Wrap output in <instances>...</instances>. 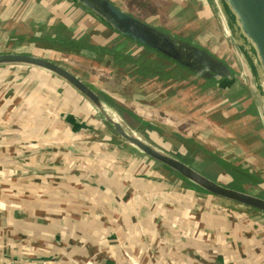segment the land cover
Here are the masks:
<instances>
[{"label": "crops", "instance_id": "crops-1", "mask_svg": "<svg viewBox=\"0 0 264 264\" xmlns=\"http://www.w3.org/2000/svg\"><path fill=\"white\" fill-rule=\"evenodd\" d=\"M28 1L0 0V53H29L54 61L38 51L36 39L45 44L54 41L60 48L62 36L83 39L86 43L79 53L63 52L74 57L71 66L55 62L105 97L109 92L88 80L92 64L101 71L110 68L142 81L145 86L140 88L149 87L153 95L144 102L145 93L137 91L132 102L138 106L136 110L130 107L134 112L129 114L137 123L125 119L158 147L141 130H150V126L144 125L139 109L148 111V103L160 91L170 103L182 96L184 106L197 98L195 106L203 105L195 113L213 114V124L225 121V128L236 134L229 140L264 159L262 131L246 126L261 116L253 88L251 94H245L238 82L231 91L223 92L170 63H166V71L174 78L143 77L136 60L155 55L145 47L69 0ZM149 1L166 12L163 25L172 29L170 34L195 42L228 64L218 53L225 43L228 55L233 49L228 39L220 37L225 17L217 0ZM194 30L200 32L193 36ZM59 47L60 51L48 53L60 55ZM106 48L133 60L118 65ZM2 72L0 264H264L263 212L249 208L254 212L243 219L239 212L246 213L244 208L201 191L128 144L85 98L54 74L25 66ZM185 78L191 81L186 83ZM125 97L116 99L129 107ZM149 111L148 115L154 114ZM242 122L247 131L239 127ZM185 144L186 154H193ZM173 147L178 150L162 149L189 162L181 156L185 152L180 147Z\"/></svg>", "mask_w": 264, "mask_h": 264}, {"label": "water", "instance_id": "water-1", "mask_svg": "<svg viewBox=\"0 0 264 264\" xmlns=\"http://www.w3.org/2000/svg\"><path fill=\"white\" fill-rule=\"evenodd\" d=\"M93 14L98 20L135 42L150 47L188 68L202 79L214 78L216 87L231 91L239 80L228 64L206 48L160 30L122 9L112 0H69ZM225 20L239 35V48L252 65L259 81L264 79V0H217ZM25 66L50 72L61 78L85 98L110 124L122 140L151 159L168 166L186 180L215 196L231 200L264 213V197L235 189L213 180L184 159L161 149L137 132L118 112L113 111L102 96L80 76L63 65L42 56L21 53H0V67ZM257 82V80H256ZM111 108V109H110ZM108 264H117L108 262Z\"/></svg>", "mask_w": 264, "mask_h": 264}, {"label": "rangeland", "instance_id": "rangeland-1", "mask_svg": "<svg viewBox=\"0 0 264 264\" xmlns=\"http://www.w3.org/2000/svg\"><path fill=\"white\" fill-rule=\"evenodd\" d=\"M30 1L31 0H29L28 2L30 3ZM136 1H139V0H135V2ZM135 2L134 0H117V3L124 10L130 13H133L134 15L138 17L145 19L148 23H151L155 25L156 27H159V29L162 31H165L167 33L172 31L171 28L168 29L163 25L165 22L164 14H166L164 10L161 9V12L157 15H152V14L150 15L149 14L150 10L147 12L143 11L142 10L143 7H140L139 4ZM24 7H27V6H25L24 4ZM166 7L168 6L166 5ZM2 11L3 9L0 8L1 13ZM221 16H222L221 18V21H222L224 18L222 14ZM221 24L223 25L222 26L223 35H220V37H222L223 40H225V38L229 40V45L233 49V53L235 56L233 55V53L228 55L227 52H225L224 46L227 47L226 43L223 44L221 48H219L218 53L222 57H225L224 59H227L228 64L230 65L231 68H234L236 71H238V74L240 76L238 80L240 84L238 85L244 88V90L242 91H244L245 94H251L252 88L255 90V93L253 95H255L254 97L257 98V106L261 112V116H257L256 118L251 119L250 122H253L252 125H249V123L246 122L247 124L246 126L247 127L251 126L250 129H254V130L258 128L257 131H262V136L264 137V79H261V82L259 81L257 75L254 73L252 65L248 62L245 54L238 47L240 45L239 44L240 39L233 25L229 23L228 20L227 22L226 20L222 21ZM41 28L42 27H40V29ZM50 29L53 30L54 28H50ZM195 30L194 32H192L193 36H196L197 33L200 32L199 30L198 31H195ZM174 37L178 39L181 38L179 34H174ZM199 39L203 41L204 38L201 35H199ZM205 41L206 39H204L203 42ZM50 42L53 44H45L44 41L41 42V40L37 41L36 39L35 40L36 44L34 43V46L37 47V49H39L38 51L42 52V54L44 55L47 54L48 56L54 57V61L56 59V61L66 63L67 65L71 66L70 62L73 61L74 57L67 55L66 53H63L64 50L63 51L61 50L60 55L58 56H53L54 54L48 53L50 51H54V52L60 51L58 50L59 45H57L56 42L54 41H50ZM37 49L36 51H33V52H37ZM236 54L238 55L237 59H236ZM156 56L157 55H154V57ZM226 56L227 57L229 56L231 58H226ZM233 56L235 58H233ZM149 57L152 58V55H150ZM50 59H53V58H50ZM8 68L10 67L8 66L0 67V75L1 76L4 75L2 71L7 70ZM88 72H89L88 80L94 83V86H96L98 89L103 88L107 92H109L108 94H106L107 97H110L111 99L118 101L116 99L117 96H126L124 101L126 104H128L129 107H127L125 104H123V106L126 107L128 110H131V112H134L132 109H135L138 106L137 103L132 102L134 95L138 94L136 93L137 91L139 92L141 90L142 92L145 93L144 95H146V98H143L144 102L148 100V97L150 95H153V94H149L150 92L149 87H145L144 90H142L143 88H140L142 84H144L142 83V81H140L139 83L135 79H130L128 76L118 73L117 70L112 71L109 68V70L105 71L103 69V71H101L100 66L92 64L91 66H88ZM194 74H195L194 72H191L187 76H192ZM200 79L201 78H199V80ZM206 80L207 81L210 80L213 84H215L213 78H209V80L208 79ZM183 81L188 83L191 80H187V78H185ZM157 82L159 83L158 80ZM195 82H198V81L196 80ZM237 92H235L234 94H236ZM180 98H182V96L181 97L179 96L177 99L171 100V103H170V98H166L165 95L161 94V92L158 91L156 97H153L151 101V102H155V104L151 102L148 103V105H151V108L149 109L151 111L149 110L148 111L152 113V110H154L155 115L153 113L151 115H148L147 113L148 111L144 112V111H141L142 109H139L140 114H142L141 118H143V122L144 121L145 123L147 122L148 126L151 125L149 127L150 130H148L147 128H141V130L146 135H149L152 137L151 139L149 138L150 140L155 139L156 143L159 145V147H161V149L164 148V149H168L169 151L178 150L176 147L172 148L173 144L176 145L177 147H180L183 150V152H185V155L184 154L181 155L180 153H178V155L183 156L185 159L189 161L188 163L190 165H192L194 168H196L198 171L202 172L203 174L207 175L208 177L212 178L213 180L218 181V182H223L224 184L226 183V185L233 187L235 189L240 188L242 190H248L252 193H257L261 197H264V159L260 158L262 156L261 155L258 156V154H254L255 152L251 151L250 149L239 147L235 141L229 140L228 137L232 136L231 138H233L234 136H236V134L232 133V130L228 131L225 128V125H224L225 121L217 122L216 124H213L215 123L213 114L208 115L206 111L195 113L194 109L198 108L199 110L200 107L202 108V105H203L202 103L201 104L199 103L200 105L195 106L194 100H197V98H195L194 100L192 99L190 103H186L185 106L182 105V100ZM249 100L250 101L252 100L251 97ZM171 104L173 107L170 106ZM169 108H173V110L174 111L176 110V112H172L168 110ZM214 109H211V110H214ZM113 111L115 112L116 110H113ZM125 116H127V119H129L131 122L137 123L134 120V118L131 117L128 113H126ZM244 124L245 122L238 124L239 127L241 126V128H243L242 129L243 132L247 131L245 129L246 127L244 128ZM110 128H113V127L111 126ZM174 132H176L177 136L176 137L174 136L175 138L172 139ZM166 133L170 134L169 139L164 138L165 137L164 134ZM163 138L165 139V142L161 140ZM183 138H187L188 140L189 138H195V140H193L194 142H197V144L202 145L204 148H209L208 150L212 152L215 156H220L221 158L227 159L229 161L232 160V162L236 163L237 165H241L243 168L248 169V172L257 176L260 180H262V182L261 181L256 182V184L255 182L254 183L250 182V180H248L247 178H244L242 175H239L238 173L236 174L235 172L233 173L229 169L227 170L220 162L216 161V159H213V158L211 159L210 156L204 157L203 155L200 154V151L193 152V154L186 155L185 150L187 146L184 143ZM219 198L220 200H223L225 202L228 201L229 202L228 204H230L231 206H236V208H244V210H247V212L244 214H240L239 212V215L242 216L243 219L248 218V216L252 212H254V210L249 209L250 207H247L240 203H236L234 201L227 200L221 197Z\"/></svg>", "mask_w": 264, "mask_h": 264}, {"label": "trees", "instance_id": "trees-1", "mask_svg": "<svg viewBox=\"0 0 264 264\" xmlns=\"http://www.w3.org/2000/svg\"><path fill=\"white\" fill-rule=\"evenodd\" d=\"M134 2H135V0H134ZM135 3H138L140 7H143V9H142L143 11L147 12V11L150 10V13H149L150 15L151 14L152 15H157V14H159L161 12V9L158 6H156L154 3L149 1V0H139V1H136ZM139 18L142 19L143 21H146L145 19H143L141 17H139ZM114 31H116V30H114ZM116 32H118V31H116ZM118 33H120V32H118ZM45 35H48V34L46 33ZM125 37H127V36H125ZM127 38L132 40V41H134L133 39H131L129 37H127ZM44 39L48 40V37L44 36ZM58 40H59L58 42L63 44V46L60 49L64 50V51H68L69 53L70 52L79 53L80 52V48H83L81 46H85V43H86V41L83 40V39L79 40L77 38H75V39L63 38V36L61 38H59ZM135 43L139 44L140 46L145 47L149 52L154 53L155 55H157L156 57L152 56V58L145 57L144 60H136L139 63L140 67L142 68V76L143 77H146V78H149V76L150 77H157V79H161V80L162 79H169L170 77L174 78L175 77L174 75H172L169 71H166V69H167L166 63L168 64L169 62H170V64H171V62H173L174 64H177L179 67L183 68L184 70L187 69L184 66H182L181 64H178L175 60L169 58L168 56H166V55H164V54H162L160 52H157L156 50H154V49H152L150 47H147V46H145V45H143L141 43H138V42H135ZM97 47L100 48V46H97ZM107 50H108L107 54L112 56L113 62L116 63V64H117V62H119L118 65L126 63V62H131L133 60L131 57H129V56L125 55V54L115 52L114 50H111V49H110V51H109V49H107ZM97 53L101 54V50L97 51ZM104 53L105 54H102L103 56L106 55V52H104ZM174 71H175V69L171 70V72H174ZM188 71L190 73L192 72L191 70H188ZM202 80L204 82L207 81L206 79H202ZM237 84H238V82L236 83L235 87L237 86ZM102 98L107 102V104L110 107H112L114 110L118 111L124 118H125L126 113L133 114V112L128 110L126 107H124L123 104H121L120 102H118L116 100H113L110 97L102 96ZM135 117H137V116H135ZM144 125L148 126L147 122L144 123ZM167 133H169V132H167ZM167 133L164 134L165 135L164 138L169 139L170 138V134H167ZM173 136H175V137L177 136L176 132L173 133ZM193 140H195V138H189V140L187 138H183L184 143H188V151H190L191 153L200 151V149H201V150H203V152L202 151H200V152H202L204 154V157H209L210 156L211 159L212 158L216 159V161L220 162L227 170L229 169L233 173L234 172L236 174L238 173L239 175H242L244 178H247L248 180H250V182H253V183L255 182V184H256V182H260V181L262 182V180H260L257 176H255L254 174L248 172V169L243 168L242 166L237 165L236 163H232V162H230L227 159L221 158L220 156H215L212 152H210L208 150V148H204L202 145L197 144V142H194ZM189 144H191V145H189ZM188 154L189 153L187 152L186 155H188ZM189 182L192 185H194L195 187H197L198 189H200L201 191L209 193V192L203 190L202 188H200L199 186L195 185L191 181H189ZM240 190H242V189H240ZM245 191H247V190H245Z\"/></svg>", "mask_w": 264, "mask_h": 264}, {"label": "flooded vegetation", "instance_id": "flooded-vegetation-1", "mask_svg": "<svg viewBox=\"0 0 264 264\" xmlns=\"http://www.w3.org/2000/svg\"><path fill=\"white\" fill-rule=\"evenodd\" d=\"M128 12V11H127ZM130 13V12H129ZM132 14V13H131ZM132 15H134V14H132ZM135 16V15H134ZM137 17V16H136ZM139 18V17H138ZM140 19V18H139ZM142 20V19H141ZM146 22V21H145ZM211 53V52H210ZM224 61V60H223ZM225 62V61H224ZM170 63V62H169ZM178 63V62H177ZM226 64H227V62H225ZM171 64H174L173 62H171ZM178 64H180V63H178ZM174 66H175V68H181V67H179L177 64H174ZM228 66L230 67V65L228 64ZM186 68V67H185ZM188 69V68H187ZM186 69V71H188ZM230 69H231V72L232 73H234V71H233V68H231L230 67ZM189 72V71H188ZM190 73V72H189ZM196 75V74H195ZM202 79V78H201ZM209 80V79H208ZM213 80H214V82H215V85H216V81H215V79L213 78ZM206 83H208V84H213L210 80L209 81H207ZM231 162H232V160H230ZM232 163H234V162H232ZM241 166V165H240Z\"/></svg>", "mask_w": 264, "mask_h": 264}]
</instances>
